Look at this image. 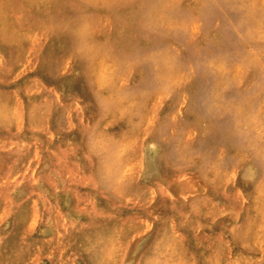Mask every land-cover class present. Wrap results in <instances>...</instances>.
Returning a JSON list of instances; mask_svg holds the SVG:
<instances>
[{"label": "rangeland", "instance_id": "1", "mask_svg": "<svg viewBox=\"0 0 264 264\" xmlns=\"http://www.w3.org/2000/svg\"><path fill=\"white\" fill-rule=\"evenodd\" d=\"M0 264H264V0H0Z\"/></svg>", "mask_w": 264, "mask_h": 264}, {"label": "bare ground", "instance_id": "2", "mask_svg": "<svg viewBox=\"0 0 264 264\" xmlns=\"http://www.w3.org/2000/svg\"><path fill=\"white\" fill-rule=\"evenodd\" d=\"M99 44V43H98ZM77 56V55H76ZM126 99V98H125ZM138 100V99H137ZM229 242V241H228Z\"/></svg>", "mask_w": 264, "mask_h": 264}]
</instances>
